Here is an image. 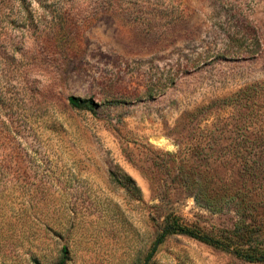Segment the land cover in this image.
Listing matches in <instances>:
<instances>
[{
  "label": "rangeland",
  "instance_id": "374dc122",
  "mask_svg": "<svg viewBox=\"0 0 264 264\" xmlns=\"http://www.w3.org/2000/svg\"><path fill=\"white\" fill-rule=\"evenodd\" d=\"M172 214L264 229V0H0V264H252Z\"/></svg>",
  "mask_w": 264,
  "mask_h": 264
},
{
  "label": "trees",
  "instance_id": "16d2710c",
  "mask_svg": "<svg viewBox=\"0 0 264 264\" xmlns=\"http://www.w3.org/2000/svg\"><path fill=\"white\" fill-rule=\"evenodd\" d=\"M68 103L74 109L90 110L92 107L91 100L74 96L68 97ZM111 177L113 178V183H117L126 190L135 189L134 181L129 176L124 175L119 181L112 174ZM229 200L233 201L235 198L232 196ZM247 200L236 198L237 204L241 207L239 208L242 211V215L247 211L251 213L255 210L253 199L249 198ZM170 235L190 237L213 248L228 252L246 263L264 264V229H262L260 220L256 221V218L253 221H249L242 216V219L236 223L234 229L220 230L209 234L202 231L197 225H186L180 217L174 214L167 215L164 218L162 229L152 244L147 260L153 256L157 248ZM64 263L65 261L61 260L58 264Z\"/></svg>",
  "mask_w": 264,
  "mask_h": 264
}]
</instances>
